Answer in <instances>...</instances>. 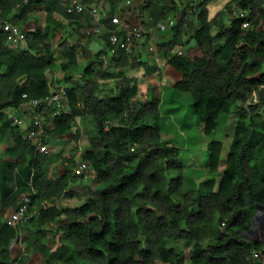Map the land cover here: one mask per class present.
<instances>
[{
	"label": "trees",
	"instance_id": "trees-1",
	"mask_svg": "<svg viewBox=\"0 0 264 264\" xmlns=\"http://www.w3.org/2000/svg\"><path fill=\"white\" fill-rule=\"evenodd\" d=\"M66 1L0 0L2 17L22 28L35 15H46L44 25L26 30L27 47L19 51L0 34V264H27L30 258L21 247L15 255L21 228L6 222L23 193L32 197L31 212H40L29 219L38 237L28 249L47 264L261 263L264 240L255 234L259 226L253 218L264 207V109L248 100L264 85V0H229L212 17L213 0H173L177 7L145 1L140 11L145 20L154 19L159 38L170 12L182 7L172 36L156 42L147 60L131 59L135 48L133 53L114 50V18L126 17L118 9L120 0H81L99 7L100 23L88 11L69 13ZM66 27H78L82 42L71 45ZM151 31L135 47L150 43ZM179 47L188 48L180 54ZM103 53L108 63L100 59ZM80 54L87 62L79 73ZM158 56L182 75L176 87L190 92L206 134L217 129L221 114H236L224 168V144L213 140L208 161L195 168L196 177L187 178L191 187L180 148L161 138L164 77ZM57 68L67 84L80 75L67 87L71 113L46 125L51 138L42 154L7 109L49 95ZM139 68L145 73L127 75ZM83 115L91 117L93 130L82 155L94 169L88 183L75 172L78 147H68L73 155L66 157L68 148L56 144ZM79 136L78 131L74 138ZM59 162H67L63 173L54 170ZM64 198L78 204L64 207L58 203Z\"/></svg>",
	"mask_w": 264,
	"mask_h": 264
},
{
	"label": "rangeland",
	"instance_id": "rangeland-1",
	"mask_svg": "<svg viewBox=\"0 0 264 264\" xmlns=\"http://www.w3.org/2000/svg\"><path fill=\"white\" fill-rule=\"evenodd\" d=\"M122 1V0H120ZM147 0H136L135 4L133 7H130V9H126L120 4H118V9H122L123 15H126V17L131 20L132 22L138 24L141 23V19L144 18V15H142L141 10V5ZM167 2L168 4L172 6H178L174 4L173 0H163ZM229 0H213L210 5H209V13L210 16L212 17L215 15V13L219 10H221L225 4ZM122 7V8H121ZM179 11H176V8L170 12V17L168 18V21H166L164 25V30L163 34L164 36L162 38H159L155 34V27L152 24L154 22V19L152 21L145 20L144 22V27L145 31L148 32L151 28V34H152V39L150 43L145 44V43H140L138 42L135 47V53L134 56L130 57L131 59L137 58V59H143L147 60L149 57H151L153 54L152 52H149L147 47L149 45H154L156 42H159L160 40H167L172 36V27L178 22V20L181 17L182 14V7L178 8ZM190 19L194 18L193 14H190ZM45 18L46 15L45 13H40L38 15H35L33 19L23 28L25 30H35L38 27V24H43L45 23ZM60 18V16H59ZM143 20V21H144ZM65 36L67 41L71 45L78 44L79 42H82V37H81V30L77 27H66L64 30ZM146 33L144 35L143 39H146ZM87 39V38H86ZM86 41V40H85ZM8 44L14 51H19L22 48H25V45H18L16 44L13 40L9 39ZM145 42V41H144ZM188 47H179V51L183 50L186 51ZM137 49V51H136ZM57 48V58L59 59L58 61L60 62L61 56H60V51ZM113 53H111L112 55ZM158 64L159 67L161 68V71L163 73V99L162 103L160 105V111H161V138L164 143L171 142L172 144L176 145L177 147L180 148L181 150V159L182 162L185 165L186 169V186L191 187L193 185V182L191 180H187V178L191 177H196V167H199L201 164L205 163L208 161L209 157V146L208 144L212 142L213 140H220L223 142L224 147H223V153H222V161H221V170L224 168V160L228 154L230 144L232 142L234 132L236 129V124H237V118L236 114L234 111H231L229 113H223L220 116L219 122L217 129L211 133V134H206L204 131V126L200 123V121L195 117L194 115V110H193V99L187 90L180 89L176 87V83L181 79L182 75L173 69L170 66H166V60L162 59L160 56H158ZM87 59L84 57V55L80 54L79 57V63H78V68L79 73L83 70L84 66L86 65ZM60 69H56V79H54V76L52 80L59 85H68L71 86L75 83V81L79 77V73L76 74V77L70 82L66 83L65 81L59 80V71ZM145 73L144 68H139V69H131L127 72V75L129 76H137V75H142ZM54 74V75H55ZM18 110L11 111L10 116L11 117H18L20 113H18ZM25 125V124H23ZM80 132L79 139L76 140L74 138V135L77 132ZM93 135V130H92V119L89 115H83V117L79 118L77 123L73 126V129L63 135L62 137L57 138L56 144L58 145V149L62 150L63 148H68V147H78L79 150L77 151L76 154V159H80L82 157V154L85 150V146L88 143L89 137ZM66 148V149H67ZM0 150L2 151V147H0ZM0 151V152H1ZM71 149L69 148L66 150L64 156L70 157L73 155ZM67 163V162H66ZM66 163L59 162L58 166H55L54 170L60 173L65 172V166ZM192 177V178H193ZM204 177V176H203ZM92 178V177H91ZM85 183L89 182L88 180H83ZM194 186H198L196 182H194ZM9 186L13 187L14 189L16 188V183L14 181L9 182ZM58 203L64 207L66 206H75L78 204V201L76 199H67L64 198L62 200H58ZM4 205L1 203L0 200V208H3ZM256 223L259 225H263V228L255 233L257 234V237H260L261 239L264 240V207L259 206L258 212H257V217H256ZM21 238L17 244V246L14 247V252L15 255L17 253V249L21 247L22 249L28 251V255L30 256L29 261L25 262L27 264H47L45 260L41 257L40 254H33L31 253V250L28 248L31 246L33 240L35 237H38V232L36 229L33 227V223L28 221L21 227ZM26 239V241H25ZM15 245V243H13ZM54 248V245H53ZM181 250L185 251L186 253L189 251V247L186 244L185 241H182L180 245ZM25 254V253H24ZM26 255V254H25ZM54 264V263H53ZM56 264V263H55Z\"/></svg>",
	"mask_w": 264,
	"mask_h": 264
},
{
	"label": "built area",
	"instance_id": "built-area-1",
	"mask_svg": "<svg viewBox=\"0 0 264 264\" xmlns=\"http://www.w3.org/2000/svg\"><path fill=\"white\" fill-rule=\"evenodd\" d=\"M136 0H122L121 5L129 9L133 7ZM19 6V5H18ZM69 13L81 14L86 11L90 12L95 17V20L99 23L103 20L100 17V9L97 5H91L88 7L83 4L81 0H67L64 4ZM122 8V7H121ZM103 14V13H102ZM235 14L244 17L248 14L247 11H235ZM103 17L106 15H102ZM152 18H149V21H152ZM114 23L116 27L110 31V41L115 49L124 50L126 53H133L135 48V42L142 37L145 32V27L142 23H134L129 20L127 17L116 16L114 18ZM160 26V24H159ZM161 27V26H160ZM250 22L246 21L244 23V28H249ZM93 30V29H92ZM96 30V28H94ZM82 31L85 32V28H82ZM91 30L88 31L90 33ZM0 34H5L8 37V40H13L16 44H24L27 47V35L26 30L20 25L14 24L11 20L2 17L0 13ZM148 51H154V46L151 44L147 47ZM113 51V49H111ZM110 50V51H111ZM180 54L183 51H179ZM100 59L108 63L109 55L108 53H103ZM56 79V74L54 76ZM68 85H59L55 82V89L46 96L40 98H33L26 101L19 108H8L7 112L24 109L28 121V126L26 127L24 137L35 145L36 151L38 153H45L48 149V142L51 138L50 134L46 130V125L50 120L61 117L64 114L71 113V99L67 90ZM264 85H261L259 89H255L252 92L250 99L248 100L249 105H260V109H264ZM1 146V143H0ZM79 149V148H78ZM83 155V154H82ZM76 156V155H75ZM76 159V157H75ZM75 172L82 175L85 180L90 179L94 176V169L88 165V163L83 160V156L80 159H76ZM36 192V191H33ZM32 203L31 195L23 193L21 196V203L17 208L11 209L9 212L6 222L9 226L13 227H23L29 219L35 215H38L40 212L36 213L31 212L30 207ZM22 234V233H21ZM264 264V259L261 263Z\"/></svg>",
	"mask_w": 264,
	"mask_h": 264
},
{
	"label": "crops",
	"instance_id": "crops-1",
	"mask_svg": "<svg viewBox=\"0 0 264 264\" xmlns=\"http://www.w3.org/2000/svg\"><path fill=\"white\" fill-rule=\"evenodd\" d=\"M23 110H24V109H23ZM23 110H22V109L19 110L18 113H20V115H18V117H17V116H16V117H12L13 122L19 124L22 130H23V129H26V127L28 126V121L26 120L27 115H26L25 112L23 113ZM23 124H25V125H23ZM59 173H60V172H59ZM258 226H259L258 229L263 228V225H259V224H258Z\"/></svg>",
	"mask_w": 264,
	"mask_h": 264
},
{
	"label": "water",
	"instance_id": "water-1",
	"mask_svg": "<svg viewBox=\"0 0 264 264\" xmlns=\"http://www.w3.org/2000/svg\"><path fill=\"white\" fill-rule=\"evenodd\" d=\"M256 217H257V214L255 215V217L253 218V220L255 221V223H256ZM257 224V223H256Z\"/></svg>",
	"mask_w": 264,
	"mask_h": 264
},
{
	"label": "clouds",
	"instance_id": "clouds-1",
	"mask_svg": "<svg viewBox=\"0 0 264 264\" xmlns=\"http://www.w3.org/2000/svg\"><path fill=\"white\" fill-rule=\"evenodd\" d=\"M258 225V224H257Z\"/></svg>",
	"mask_w": 264,
	"mask_h": 264
}]
</instances>
